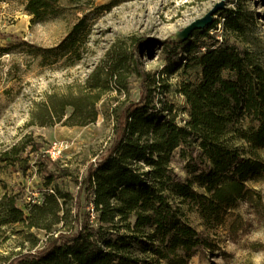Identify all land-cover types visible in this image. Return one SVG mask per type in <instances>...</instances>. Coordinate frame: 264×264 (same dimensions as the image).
<instances>
[{
	"label": "trees",
	"instance_id": "1",
	"mask_svg": "<svg viewBox=\"0 0 264 264\" xmlns=\"http://www.w3.org/2000/svg\"><path fill=\"white\" fill-rule=\"evenodd\" d=\"M26 10L35 20H45L62 12L61 0H28ZM222 11L226 29L243 32L240 10L223 8L217 13ZM81 25H75L58 49L78 53L75 34ZM216 27L215 18L184 42L174 37L164 41L167 48L198 49L192 59L200 66V78L179 84L186 101L183 124L171 105L164 108L154 102L150 82L138 101L117 112L115 139L87 179L94 219L90 213L82 221L78 213L73 218L67 207L74 198L60 188L45 192L42 202L27 211L17 203V194L0 196V225L26 223L47 231L57 224L67 226L49 235L43 247L19 254L10 264H188L196 253L213 247L208 234L187 220L181 204L189 201L207 229L216 227L248 193L247 180L264 170V160L252 150L264 149V67L248 48L213 37L210 30ZM195 32L213 41L191 44ZM110 61L83 89L49 94L33 110L30 124L95 122L98 103L109 87L101 74L113 77L121 65L118 58ZM140 76L149 81L145 69ZM176 149L187 158L186 178L172 167ZM32 156L47 184L70 175L32 133L0 151V170L11 166L25 173L33 166Z\"/></svg>",
	"mask_w": 264,
	"mask_h": 264
},
{
	"label": "rangeland",
	"instance_id": "2",
	"mask_svg": "<svg viewBox=\"0 0 264 264\" xmlns=\"http://www.w3.org/2000/svg\"><path fill=\"white\" fill-rule=\"evenodd\" d=\"M27 1L0 2V151L29 133L43 141L45 153L54 140L65 141L67 148L54 161L70 175L47 184L34 156L29 160L33 166L25 173L11 166L1 169L0 196L17 194V203L25 211L29 205L41 203L45 192L60 188L74 198L67 207L73 218L78 213L82 221L93 213L87 184L90 170L115 139L117 112L138 101L145 94L146 83L154 90V102L164 108L171 105L183 124L186 101L179 84L200 78V66L192 59L198 49L167 48L164 41L204 17L216 4L238 8L244 25L240 34L227 30L226 15L219 12L215 17L217 32L212 36L248 48L264 67V0H61L62 12L45 20H35L27 12ZM247 10L251 14L247 15ZM78 23L82 24L75 34L78 53L58 49ZM145 37L150 40L136 44ZM212 41L198 32L191 38V44L197 46ZM113 58L121 65L113 77L101 74L109 87L102 93L95 122L30 124L33 110L49 94L83 89L97 69L108 66ZM142 69L150 74L149 81L140 76ZM246 149L251 150L248 145ZM252 150L264 160L263 148ZM172 154V167L186 178L187 158L179 149ZM246 186L248 193L229 209L222 224L211 229L203 225L189 201L181 204L187 220L204 230L213 243L192 256L188 264H264V170L251 176ZM66 227L61 223L47 231L26 223L0 225V264H10L19 254L40 249L49 235Z\"/></svg>",
	"mask_w": 264,
	"mask_h": 264
},
{
	"label": "water",
	"instance_id": "3",
	"mask_svg": "<svg viewBox=\"0 0 264 264\" xmlns=\"http://www.w3.org/2000/svg\"><path fill=\"white\" fill-rule=\"evenodd\" d=\"M225 7L224 3H218L216 6L211 9L204 17L199 18L195 21H193L191 24H189L187 27H185L183 30L177 32L174 36V39L179 42H184L187 40L190 35L198 29H204L211 24H213L214 19L216 17V14L219 10L223 9Z\"/></svg>",
	"mask_w": 264,
	"mask_h": 264
},
{
	"label": "built area",
	"instance_id": "4",
	"mask_svg": "<svg viewBox=\"0 0 264 264\" xmlns=\"http://www.w3.org/2000/svg\"><path fill=\"white\" fill-rule=\"evenodd\" d=\"M215 31L217 32V29H211L210 30V34L214 35ZM218 39L222 40V36H216ZM205 49V48H203ZM67 142L65 141H60V140H54L53 142H51L46 150L47 155L52 159V160H56L58 159L62 152L65 150V148H67ZM93 211V208H92ZM92 216L94 217V213H92Z\"/></svg>",
	"mask_w": 264,
	"mask_h": 264
}]
</instances>
